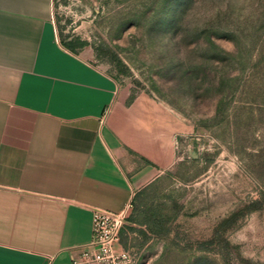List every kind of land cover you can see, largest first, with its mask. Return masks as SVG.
<instances>
[{
    "label": "rangeland",
    "instance_id": "rangeland-1",
    "mask_svg": "<svg viewBox=\"0 0 264 264\" xmlns=\"http://www.w3.org/2000/svg\"><path fill=\"white\" fill-rule=\"evenodd\" d=\"M54 19L176 114V162L125 226L132 264H264V0H54Z\"/></svg>",
    "mask_w": 264,
    "mask_h": 264
},
{
    "label": "crops",
    "instance_id": "crops-1",
    "mask_svg": "<svg viewBox=\"0 0 264 264\" xmlns=\"http://www.w3.org/2000/svg\"><path fill=\"white\" fill-rule=\"evenodd\" d=\"M80 42L54 0H0V264H85L93 210L122 211L176 162L175 112Z\"/></svg>",
    "mask_w": 264,
    "mask_h": 264
},
{
    "label": "built area",
    "instance_id": "built-area-1",
    "mask_svg": "<svg viewBox=\"0 0 264 264\" xmlns=\"http://www.w3.org/2000/svg\"><path fill=\"white\" fill-rule=\"evenodd\" d=\"M131 201L122 211L112 212L100 208L93 210L92 241L80 249L75 263L132 264L127 251H118L122 232L132 211Z\"/></svg>",
    "mask_w": 264,
    "mask_h": 264
},
{
    "label": "trees",
    "instance_id": "trees-1",
    "mask_svg": "<svg viewBox=\"0 0 264 264\" xmlns=\"http://www.w3.org/2000/svg\"><path fill=\"white\" fill-rule=\"evenodd\" d=\"M80 46H85V43L84 42H80L79 43ZM116 79L120 80V78L118 76H116ZM121 85L123 86V84L121 83ZM243 213H239L238 215H236V217H234L232 220H227L225 221L223 224H221V228L223 227H226L227 225H229L233 220H237L239 219L240 217H242ZM219 233V232H218Z\"/></svg>",
    "mask_w": 264,
    "mask_h": 264
}]
</instances>
